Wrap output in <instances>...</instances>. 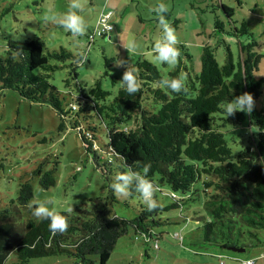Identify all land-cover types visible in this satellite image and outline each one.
Returning <instances> with one entry per match:
<instances>
[{"label": "trees", "instance_id": "16d2710c", "mask_svg": "<svg viewBox=\"0 0 264 264\" xmlns=\"http://www.w3.org/2000/svg\"><path fill=\"white\" fill-rule=\"evenodd\" d=\"M220 7L226 21L217 18L215 27L236 39L237 56L223 38L224 62L216 59V47L221 43H206L200 69L180 59L166 74L144 55L125 59L138 69L141 81L140 90L133 95L118 83L122 76L108 70L103 76H110L113 85L119 84L114 95L103 87V76L91 86L82 82L78 67L87 58L84 51L75 53L63 45L55 49L39 37L8 40L6 54H0V90H13L26 100L49 105L61 117V130L70 121L97 162L109 194L106 205L95 211H60L68 218L69 227L53 235L49 221L38 219L28 207L33 189L29 181L22 182L17 200L0 207V264H6L12 252L16 259L11 264L53 255L74 257L78 264H106L116 242L129 228L151 242L161 234L154 226L169 219L164 220L161 213L179 209L182 219L189 221L183 209L191 202L197 203L191 218L201 222V243L222 250L264 245L260 236L264 233V108L257 107L264 85V77L258 78L257 72L264 54L258 51L260 45L247 20L236 26L233 8L223 3ZM106 14L100 15L97 28L86 35L87 50L97 35L109 37L114 30L112 15L110 28L104 29L101 18ZM177 23L175 19L172 26L177 28ZM226 23L233 26L226 29ZM176 47L192 59L186 45ZM116 59L105 57L106 66ZM64 68L69 69L68 76L60 90L51 79ZM181 73L186 76L187 93H174L157 83ZM243 92L253 94L255 110L250 116L237 112L227 117L222 102ZM244 125L256 128L247 142L238 132ZM102 135L107 141L100 144ZM149 162L148 177L160 187L155 195L158 207L149 210L141 204L131 219L117 215L113 210L116 195L111 188L114 178L126 164L141 168ZM35 174L42 188L55 184L53 170L42 173L38 168ZM163 196H169L170 202L162 205L166 202ZM220 264H226L225 260L220 258Z\"/></svg>", "mask_w": 264, "mask_h": 264}, {"label": "rangeland", "instance_id": "374dc122", "mask_svg": "<svg viewBox=\"0 0 264 264\" xmlns=\"http://www.w3.org/2000/svg\"><path fill=\"white\" fill-rule=\"evenodd\" d=\"M80 7L77 15L83 17L86 32L75 37L62 27L65 14L70 11L71 0H0V54H6L9 39L23 40L39 37L55 49L61 45L75 53L84 51L86 60L78 67L79 79L91 86L96 78L103 76L108 70L120 77L123 67L116 66L119 61L131 60L144 55L160 66L165 73L173 70L177 64L169 65L157 61L153 47L162 36L161 27L154 9L160 3L167 6L166 18L173 25L178 19V27H174L179 44L189 49L192 59L182 55L179 60L201 67V53L206 43L216 46L225 38L232 46L235 56L238 54L236 39L220 32L215 27L216 19L226 21L220 3L231 6L234 10L233 21L240 26L247 20L254 38L258 41V51L264 54V0H74ZM112 13L111 21L115 28L109 37L96 36L87 50L86 35L97 28L102 13ZM232 24L225 25L228 29ZM233 26V25H232ZM129 39H134L136 49L126 50ZM244 38H242L243 40ZM117 59L106 66L105 57ZM223 43L216 47V59L224 62ZM67 68L54 73L51 82L63 90V80L68 76ZM257 77H264V57L262 58ZM103 87L113 92L119 84L113 85L110 76L104 75ZM257 107L264 108V85ZM66 121L65 130L60 129L61 117L46 104L31 102L19 96L13 90H0V207L18 198L20 184L29 181L34 197L32 202L51 200L58 212L67 211L76 214L81 211H95L106 205L109 190L102 177V172L91 153L84 147L78 130ZM244 125L238 132L243 141L256 132V128ZM248 131H245L247 130ZM101 135V134H100ZM107 141L101 136L100 144ZM234 152L237 146L229 139ZM242 142H238V144ZM41 168L42 173L53 170L55 184L48 189L42 188L39 176L35 171ZM162 205L170 202L169 196ZM127 202V204H126ZM144 204L138 196L120 198L116 196L113 210L119 216L131 219L137 215L138 207ZM199 204H201L199 202ZM191 202L183 212L189 214V221L183 220L180 210L162 212L163 219L169 218L162 225L154 226L159 237L151 242L144 241V235L136 234L133 228L118 239L106 264H220V258L226 264H241V260L255 253V248H247L245 252L235 253L222 250L217 246L201 243L202 231L199 219L191 218L193 207ZM27 211V210H26ZM183 234V239L181 235ZM247 236V234H246ZM260 236L264 237V233ZM247 240L249 238L247 237ZM264 240V239H263ZM264 245L260 246L262 249ZM255 251V252H254ZM230 256H237L240 261H232ZM16 259L12 252L6 261L11 264ZM25 264H78L74 257L53 255L33 258ZM264 264V257L257 261Z\"/></svg>", "mask_w": 264, "mask_h": 264}, {"label": "clouds", "instance_id": "9594fccd", "mask_svg": "<svg viewBox=\"0 0 264 264\" xmlns=\"http://www.w3.org/2000/svg\"><path fill=\"white\" fill-rule=\"evenodd\" d=\"M79 7L74 0H71L70 11L65 14L64 20L61 23L62 27L75 37L83 36L86 32V24L83 17L77 15V12L74 11L79 9ZM154 11L156 12L158 24L162 30V36L157 39L153 47V52L155 53L154 58L161 63L169 65L177 64L180 50L176 45L179 43V40L175 28L166 18L167 6L164 3H160ZM108 15L111 16L112 13L110 12ZM135 49V40L129 39L126 44V50L134 51ZM116 66L125 68L121 80L118 83L125 87L129 95L137 93L141 88L138 69L129 64L128 60L119 61ZM185 81L186 76L181 73L177 77L162 78L157 83L161 87L170 89L174 93H187L188 88L186 87ZM222 106L227 117L234 116L237 112L246 113L250 116L256 108V100L253 94L243 92L233 96L231 99L223 101ZM150 169L151 162L143 164L141 168H134L132 165L126 164L124 170L116 175L111 184L114 194L117 197L125 199L139 194L138 198L143 201L149 210L157 208L158 202L155 199V195L160 190V187L148 177ZM50 205H52L51 200L30 201L28 207L33 210L35 217L49 221V231L53 235L57 233L62 234L68 230V218L58 212L54 207H50Z\"/></svg>", "mask_w": 264, "mask_h": 264}, {"label": "crops", "instance_id": "0c3cea01", "mask_svg": "<svg viewBox=\"0 0 264 264\" xmlns=\"http://www.w3.org/2000/svg\"><path fill=\"white\" fill-rule=\"evenodd\" d=\"M255 248V247H254ZM259 249H256L254 252L255 253H252L249 255L248 258H246L245 260H248V259H251L253 260V264H257V261L259 259H261L262 257H264V247L262 249H260V246H258ZM231 260H234L235 258H237L236 256H233V257H229ZM240 259V258H238Z\"/></svg>", "mask_w": 264, "mask_h": 264}, {"label": "built area", "instance_id": "2783aa9c", "mask_svg": "<svg viewBox=\"0 0 264 264\" xmlns=\"http://www.w3.org/2000/svg\"><path fill=\"white\" fill-rule=\"evenodd\" d=\"M109 17H110V16H109L108 13H107L106 15L102 16V18H101V22H102L103 25H104V29H108V28H110V25L108 24V19H109ZM249 262H250V264H252V263H253V260H251V259L246 260V261L243 262V264H249Z\"/></svg>", "mask_w": 264, "mask_h": 264}, {"label": "water", "instance_id": "95a60500", "mask_svg": "<svg viewBox=\"0 0 264 264\" xmlns=\"http://www.w3.org/2000/svg\"><path fill=\"white\" fill-rule=\"evenodd\" d=\"M228 250L236 251V252H244L246 248L242 247H237V246H229Z\"/></svg>", "mask_w": 264, "mask_h": 264}]
</instances>
